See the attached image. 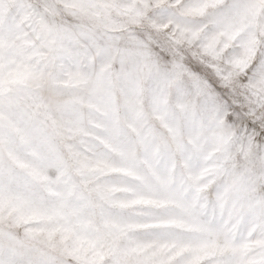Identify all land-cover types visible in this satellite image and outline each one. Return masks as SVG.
Listing matches in <instances>:
<instances>
[{"label":"snow or ice","instance_id":"snow-or-ice-1","mask_svg":"<svg viewBox=\"0 0 264 264\" xmlns=\"http://www.w3.org/2000/svg\"><path fill=\"white\" fill-rule=\"evenodd\" d=\"M0 264H264V0H0Z\"/></svg>","mask_w":264,"mask_h":264}]
</instances>
